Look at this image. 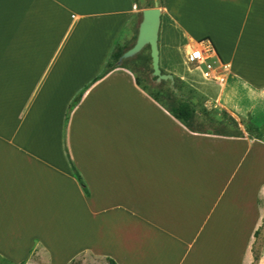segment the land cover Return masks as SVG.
<instances>
[{"label": "crops", "instance_id": "crops-1", "mask_svg": "<svg viewBox=\"0 0 264 264\" xmlns=\"http://www.w3.org/2000/svg\"><path fill=\"white\" fill-rule=\"evenodd\" d=\"M160 4V62L161 49L188 59L205 39L219 90L196 89L203 104L264 126L256 108L264 109V0ZM140 8L138 0H0L1 257L264 264V247L254 252L264 234V137L191 130L127 67L93 81Z\"/></svg>", "mask_w": 264, "mask_h": 264}, {"label": "rangeland", "instance_id": "rangeland-1", "mask_svg": "<svg viewBox=\"0 0 264 264\" xmlns=\"http://www.w3.org/2000/svg\"><path fill=\"white\" fill-rule=\"evenodd\" d=\"M141 1L142 6H145L147 3H150L154 6L155 2H159V6H162L160 4V0H139ZM144 7H141L142 10ZM140 12L137 14L134 22H133V31L130 36V38L127 41L118 42L116 47H114V52L111 57L110 64H115L118 60V57L121 53L129 49V47L133 46L137 34H138V28L139 23L142 19V13ZM128 30L125 31L127 33ZM165 37V31L164 28H162L160 32V41L161 44H163ZM169 51L167 53L161 49V62L160 66L163 69L171 68L178 74V72H182L186 74L188 79H183L180 76L175 75V81L174 83L171 82V80H162L157 81L156 77L153 76L152 71V59L150 54V46L147 45L144 47V49L137 54L136 56L129 58L126 62V64L132 68L135 71V74L140 80V84L154 97L161 100L163 103H165L170 108L172 107H178L179 103L187 101L190 102V104L195 107L196 112L193 116V118L190 120L191 125L198 130H202L204 128V125H209V128L216 129L218 127L217 123L210 122L211 117H214L216 119H224L228 116H232L236 119L238 122V125L241 129V131L247 132V127H256L255 122L253 120V117L251 115L245 114H234L231 110H228L227 108L220 107V106H205L203 104V97L198 93L196 89L199 91H214L211 89L213 87L218 92L219 87L213 86L212 80H209L208 78L211 77L210 75H204V72L207 71V68L205 65L200 66V68H194L196 66V63H192L191 57L188 58L191 63L186 62V58L184 56V53L181 52L178 49H174L173 47L168 48ZM191 56V54H190ZM119 61V60H118ZM194 66H193V65ZM168 65V66H167ZM193 67V68H192ZM166 70H163L165 72ZM168 72V71H166ZM215 92V91H214ZM243 93V97H244ZM246 98V97H245ZM243 98V99H245ZM249 100H245V102H248ZM257 111H259L261 114H259L260 118H264V109L262 105H257ZM67 124V123H66ZM258 130H255V134L260 135L261 137H264V126L260 127L257 125ZM226 132H232V133H238L235 127L228 124L224 128ZM261 229H264V224L261 227ZM260 232H262L260 230ZM260 239L254 244V252L255 256L259 258L261 256L262 248L264 247V234L258 235ZM47 257L43 256L42 254H34L30 260H26L24 262L15 263L12 262L6 258H3L0 256V264H48ZM68 264H111L109 262L108 258L105 257H98L90 253H81L77 257L73 258Z\"/></svg>", "mask_w": 264, "mask_h": 264}, {"label": "trees", "instance_id": "trees-1", "mask_svg": "<svg viewBox=\"0 0 264 264\" xmlns=\"http://www.w3.org/2000/svg\"><path fill=\"white\" fill-rule=\"evenodd\" d=\"M139 1V0H138ZM140 2V5L141 7H151L153 6L152 4L150 3H147L145 6H142L141 4V1ZM142 13V12H141ZM132 47V46H131ZM125 52V51H124ZM123 52V53H124ZM121 53L118 57V60L119 58L121 57V55L123 54ZM118 60L115 64H110L111 61H109L105 68L103 69L102 73H100L93 81H96L98 80L99 78L103 77L106 73H108L112 68H116L118 66H123V67H127V68H130L126 62L128 59H125L121 64H118ZM132 71H134L132 68H130ZM135 72V71H134ZM137 82L140 84V80L139 78L137 77ZM141 85V84H140ZM87 88V87H86ZM83 89L81 92H79L75 97L74 99L72 100L69 108H68V111H67V114H66V123H68V120H69V117H70V113L72 112V110L74 109V107L80 102V99L84 93V91L86 90ZM171 111L172 113L178 118L180 119L182 122H184V124H186V126H188V128H190L191 130L193 131H199V132H207V133H214V134H219V135H225V136H243L244 133L241 131L239 125H238V122L236 121V119L232 116H228L224 119H216L214 117H211V120L210 122H214V123H217L218 124V127L216 129H212V128H209L208 126L209 125H204V128L202 130H198V129H195L192 125H191V119L193 118L195 112H196V109L195 107H193L192 104H190V102H187V101H184V102H181L179 103V106L178 107H172L171 108ZM228 124L232 125L233 127H235V129L239 132L238 133H232V132H226L224 130V128L226 126H228ZM256 127H247L246 128V131L248 132V134L250 136H255V137H258V138H263L261 137L260 135L258 134H255V130H258L256 129L257 128V125H255ZM66 152H67V156L69 158V161H70V165H71V169L74 173V175L77 177V179L82 183L84 184V189L86 191H88V188L87 186L85 185L84 183V179L82 177V175L80 174L79 170L77 169V167L74 165V163L72 162L71 158H70V155L68 153V150L66 148ZM109 262L111 264H117L113 259H110L109 258Z\"/></svg>", "mask_w": 264, "mask_h": 264}, {"label": "water", "instance_id": "water-1", "mask_svg": "<svg viewBox=\"0 0 264 264\" xmlns=\"http://www.w3.org/2000/svg\"><path fill=\"white\" fill-rule=\"evenodd\" d=\"M142 19L139 23L136 41L132 47H129L119 58V63L125 59L132 58L139 54L145 46H150V54L152 59V74L157 81L171 80L175 81V76L170 72H163L160 66V29L162 23V9L159 2H155L154 6L142 9Z\"/></svg>", "mask_w": 264, "mask_h": 264}, {"label": "built area", "instance_id": "built-area-1", "mask_svg": "<svg viewBox=\"0 0 264 264\" xmlns=\"http://www.w3.org/2000/svg\"><path fill=\"white\" fill-rule=\"evenodd\" d=\"M205 39L200 40L198 43V46H194L190 48V54H191V62L196 63V66L194 68H200V66L205 65L207 68V71L204 72L205 75H210L209 78H218L217 74L215 72H212L216 68L214 67V63L210 60L212 57L213 50L212 47H206L205 46ZM187 62L191 63L189 59H186Z\"/></svg>", "mask_w": 264, "mask_h": 264}]
</instances>
